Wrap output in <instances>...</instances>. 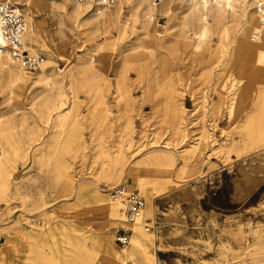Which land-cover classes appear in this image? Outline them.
I'll list each match as a JSON object with an SVG mask.
<instances>
[{
    "label": "rangeland",
    "instance_id": "obj_1",
    "mask_svg": "<svg viewBox=\"0 0 264 264\" xmlns=\"http://www.w3.org/2000/svg\"><path fill=\"white\" fill-rule=\"evenodd\" d=\"M61 2L70 8L69 0H38L30 21L20 11L43 72L10 63L27 77L12 84L0 70V120L9 122L12 148L0 199V264H106V238L121 251L130 242L118 245L116 232L130 229L141 239L135 227L144 230L141 221L127 225L124 216L115 221L95 210L96 194L112 202L107 188L121 182L144 196L155 264H261L264 69L238 54L258 41L264 53V33L257 41L251 30L237 36L226 11L212 8L195 48L176 11L180 0L116 2L101 10L98 32L69 20ZM44 75L62 79L63 93L62 113L47 125L33 109L50 84ZM233 75L229 113L221 85ZM171 110L183 118L178 133ZM183 138L187 147L200 142L191 156L188 150L162 170L139 164L166 142L178 152ZM0 148V155L8 150L2 140ZM136 257L126 261L140 264Z\"/></svg>",
    "mask_w": 264,
    "mask_h": 264
},
{
    "label": "bare ground",
    "instance_id": "obj_2",
    "mask_svg": "<svg viewBox=\"0 0 264 264\" xmlns=\"http://www.w3.org/2000/svg\"><path fill=\"white\" fill-rule=\"evenodd\" d=\"M0 1L11 2L12 4L15 5V7L19 11L23 10L25 18H27L30 21L32 18L30 17V15L32 14L33 8L34 6H36V2L38 0H0ZM122 1L123 0H115L113 4H115L116 2L120 4ZM248 1L249 0H237V3L241 8L240 9L241 11L239 14L234 13L233 4L235 0H180V4H179L180 6L179 5H178L179 7L177 6L178 8L176 11H177L178 17L181 21L183 28H185L188 31H191V33L187 35L189 37L192 36L191 38L195 40V48L198 47L200 41L205 36L206 30H207V14L210 12L212 8L216 9V13H219V14H221L222 9L226 11L225 13L227 14L226 18L228 19V22L234 24L235 35L237 36L243 35L247 30H251L252 31L251 40L257 41L260 38L261 33H264V29L260 27L259 13L255 6L256 0H253L254 9L249 15L247 11L248 10L247 8H249L247 4ZM170 2L172 3V1ZM68 5L70 6V8L67 7L66 4L62 3L61 9L69 20L73 22H77V23L84 22L86 24H91L92 29H94L96 32L100 31V28L102 27L101 19H104V16H105V14L101 12V10L112 6V5L105 6V7L98 6V5H95L93 1H88L87 3H84V4H77L74 0H69ZM20 7H22L23 9H21ZM92 9L95 10L96 12H92L93 11ZM103 29H101V31ZM256 33H258L257 37L254 36V34ZM33 40H34V30L30 24L27 25V23H25V29L22 34L23 46L27 50H33L32 48ZM91 42L93 43V41ZM0 43H3V40L1 39V37H0ZM92 43H91V47L93 49L96 48V46L92 45ZM244 49L245 50L243 53L240 52L238 54V58H240L241 61H244V63L247 61L254 62L256 65H260L264 69V53L263 51L260 50V42L258 41L257 44H254L250 48L246 47ZM10 63L18 66L21 69L23 68L19 66L18 64H16L15 62H13L7 54H5L4 56L0 58V70L2 69L7 70V73L10 77V81L12 84L23 82L24 79H27L26 76H23L21 73L16 72ZM93 63H94L93 58H89L88 61H86V64L89 65L88 67L91 68L92 77H93L92 82H94V80H96L97 78L95 75L96 70L93 67L95 65ZM40 70L41 72H43L44 70L43 63L40 66ZM239 70H244L241 64H240ZM45 77H46L45 82L50 83V84L48 88H46L43 91V96L41 97L39 103L33 106V109L35 113L37 114L39 120L43 124L47 125L51 121L54 114H57V116H60V114L62 113L60 108L63 104L62 103L63 93L61 91L62 79H60L57 76L54 78L47 77V76ZM234 81H236L234 75L229 76L228 85L226 84L221 85V87H223V93H224L223 95L226 96V99H227L226 102H228L229 113H231V110H232L233 99H234V94H235L233 93L234 91L232 90V87L234 86ZM169 114L174 119V122L171 126V128H173L172 131L174 133H178L179 131L182 130L181 124L183 121L182 120L183 118L178 117L180 114V111L176 113V110H171L168 113V115ZM10 133L11 131H10L9 122H3L2 120H0V140L4 141V143L8 147L7 148L8 150H5L4 153L0 155V197H1L0 199H3L5 197V193L8 187V180H7L8 177H7L6 170H7V166L9 162V155H10V152L12 151V148L10 145ZM179 143H180L179 144L180 149L178 152H172V153L169 152L168 151L170 150V147L168 145L169 143L166 142L163 145L164 149L157 150V151H150L146 153L144 156H142V158L139 160V164L145 165V166L149 165L153 168L156 167L158 169H161V168L165 169V168L172 166L173 161L175 160V157H181V158L186 157L188 150H189L188 153L191 156L192 153H195L197 151L196 148L200 147L198 146L200 142L194 143V145L191 147L185 146L186 140L184 138L180 140ZM0 153H1V148H0ZM139 186L141 187V189H144L142 188L143 184H139ZM111 201L122 206V204L118 201H113V200ZM112 202H109L108 199L104 197V195L96 194L95 210L99 211L103 215H106L107 217H111V219L115 221L123 220V213L119 212L118 205ZM146 215H149V211L147 210H146ZM140 221L141 220L137 221L135 224L138 225ZM135 228L138 231L139 235L141 236V239L136 237L135 235H131L129 238L130 247L127 246L126 248L121 249V251H116L113 248L112 237L106 238L105 240V244L107 248L106 252L110 254V256L106 257V260H105L106 264L131 263V262H127L126 260L128 259L133 260L134 258H137L136 257L137 253L141 254L140 264H155L154 263L155 259H154L153 254L152 253L150 254L146 247V243L152 244L154 242L155 237L153 236L152 233H149L148 231H147L148 233H146L145 230H142V228L139 227V225L136 226ZM49 231H47L46 233H48ZM26 236L30 238L31 240L36 238L35 235H26ZM263 248L264 247H259L258 249L261 250ZM3 254L4 253L2 249H0V258H4ZM261 264H264V260H262Z\"/></svg>",
    "mask_w": 264,
    "mask_h": 264
},
{
    "label": "built area",
    "instance_id": "obj_3",
    "mask_svg": "<svg viewBox=\"0 0 264 264\" xmlns=\"http://www.w3.org/2000/svg\"><path fill=\"white\" fill-rule=\"evenodd\" d=\"M77 4H84L93 1L98 6H111L115 0H74ZM256 9L259 13L260 27L264 29V0H256ZM25 29L23 14L11 2L0 1V58L7 54L13 62L24 70H37L43 63L41 54L28 51L22 43V34ZM255 37L258 33L254 34ZM107 195L113 201L122 204L124 222L133 225L137 221L143 222L144 230L150 231L152 226L144 223L143 208L145 206L144 196L136 189L130 188L126 183L121 182L107 188ZM148 221V220H146ZM115 241L118 245L124 246L129 242L131 230L122 229L116 232ZM131 264V263H127Z\"/></svg>",
    "mask_w": 264,
    "mask_h": 264
}]
</instances>
